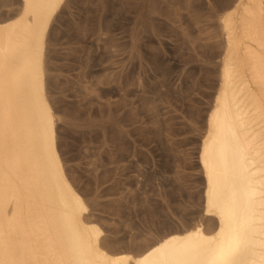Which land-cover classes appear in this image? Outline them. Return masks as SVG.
I'll use <instances>...</instances> for the list:
<instances>
[{
	"label": "bare ground",
	"instance_id": "6f19581e",
	"mask_svg": "<svg viewBox=\"0 0 264 264\" xmlns=\"http://www.w3.org/2000/svg\"><path fill=\"white\" fill-rule=\"evenodd\" d=\"M69 2L19 0L0 18V264H264V0H231L216 16L222 54L198 146L201 217L135 251L105 245L57 148L47 49ZM164 3L144 0L139 33H155Z\"/></svg>",
	"mask_w": 264,
	"mask_h": 264
},
{
	"label": "rangeland",
	"instance_id": "374dc122",
	"mask_svg": "<svg viewBox=\"0 0 264 264\" xmlns=\"http://www.w3.org/2000/svg\"><path fill=\"white\" fill-rule=\"evenodd\" d=\"M230 1L164 0L155 33H139L144 0H70L51 24L57 148L111 250L201 217L198 146L218 83L216 16ZM18 9L0 0V18Z\"/></svg>",
	"mask_w": 264,
	"mask_h": 264
}]
</instances>
